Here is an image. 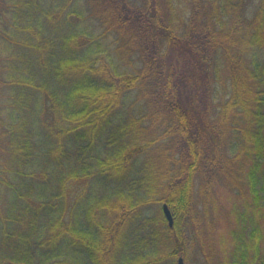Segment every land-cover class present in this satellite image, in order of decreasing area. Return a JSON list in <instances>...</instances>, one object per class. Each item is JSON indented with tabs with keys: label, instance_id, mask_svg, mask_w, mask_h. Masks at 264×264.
I'll list each match as a JSON object with an SVG mask.
<instances>
[{
	"label": "trees",
	"instance_id": "1",
	"mask_svg": "<svg viewBox=\"0 0 264 264\" xmlns=\"http://www.w3.org/2000/svg\"><path fill=\"white\" fill-rule=\"evenodd\" d=\"M0 53V264L207 261L222 192L264 264V0H0Z\"/></svg>",
	"mask_w": 264,
	"mask_h": 264
},
{
	"label": "rangeland",
	"instance_id": "2",
	"mask_svg": "<svg viewBox=\"0 0 264 264\" xmlns=\"http://www.w3.org/2000/svg\"><path fill=\"white\" fill-rule=\"evenodd\" d=\"M245 1V10L249 17H252L258 7L260 0H244ZM114 47H112L113 50ZM2 56V53H0V57ZM5 60V55L2 57ZM5 63V61H4ZM135 101V99H134ZM43 151H46L45 149ZM41 164L44 163L45 159L43 158L40 160ZM43 166L41 165V168ZM35 172H42L40 167L34 168ZM43 169V168H42ZM50 176H45L46 179L43 178L42 184H48L49 182L52 184H56V180L54 176H52V170L47 171ZM244 182H247L246 176L244 177ZM247 188V184L245 186ZM244 193H247V191H244ZM229 192H222V199H223V205L225 211L230 215L231 218H229L230 221H227L224 215L220 214V216L217 215L214 218V222H216V227L211 231V236L208 238L210 241V248L208 249V252L210 253V257L207 258V261H205V256L201 253V247L196 244L188 247V255L187 258L184 259L185 264H221L222 262H225L227 260H230L232 257V251L235 250L237 247L235 243V239L233 238V231L237 230L238 223L236 222L235 213H243V212H249V208L245 206L243 198L239 197L234 199L233 197H228ZM144 196V195H143ZM148 199V196H144V200ZM249 203L251 202L254 207H257L255 203H253V200L249 194L244 197ZM255 202V201H254ZM74 203V202H73ZM147 205V204H146ZM259 206L262 208L264 207V194L262 195L261 201L259 203ZM160 205H157L153 208L148 205L145 210H148L147 215L149 217H153L159 213ZM231 212V214H230ZM252 215H255L259 219L260 226L263 228L264 231V210H260L259 213L254 211H250ZM220 217V218H218ZM249 218V215H248ZM241 231H248L246 228L242 229L240 226ZM143 236V235H142ZM206 240V237H204ZM207 241V240H206ZM165 255V253L163 254ZM156 256H162L160 253L156 254ZM228 256L229 259H228ZM176 261L169 260L164 261L163 264H176L178 259Z\"/></svg>",
	"mask_w": 264,
	"mask_h": 264
},
{
	"label": "water",
	"instance_id": "3",
	"mask_svg": "<svg viewBox=\"0 0 264 264\" xmlns=\"http://www.w3.org/2000/svg\"><path fill=\"white\" fill-rule=\"evenodd\" d=\"M163 212H164V215H165V218L166 220L168 221L169 223V226L172 227L173 226V217H172V214H171V211L168 207L167 204H164L163 205ZM177 264H185V261H184V258L183 257H180L177 261Z\"/></svg>",
	"mask_w": 264,
	"mask_h": 264
}]
</instances>
